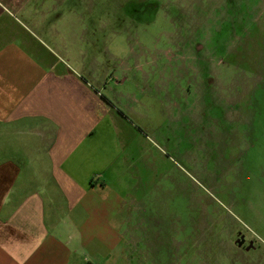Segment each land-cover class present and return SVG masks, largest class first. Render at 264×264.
<instances>
[{
    "label": "rangeland",
    "instance_id": "rangeland-1",
    "mask_svg": "<svg viewBox=\"0 0 264 264\" xmlns=\"http://www.w3.org/2000/svg\"><path fill=\"white\" fill-rule=\"evenodd\" d=\"M58 1L51 42L67 25L143 133L153 264H264V0Z\"/></svg>",
    "mask_w": 264,
    "mask_h": 264
},
{
    "label": "crops",
    "instance_id": "crops-1",
    "mask_svg": "<svg viewBox=\"0 0 264 264\" xmlns=\"http://www.w3.org/2000/svg\"><path fill=\"white\" fill-rule=\"evenodd\" d=\"M59 5L0 0V264H153L148 186L131 183L143 133L109 73L72 56L67 25L51 42Z\"/></svg>",
    "mask_w": 264,
    "mask_h": 264
},
{
    "label": "flooded vegetation",
    "instance_id": "flooded-vegetation-1",
    "mask_svg": "<svg viewBox=\"0 0 264 264\" xmlns=\"http://www.w3.org/2000/svg\"><path fill=\"white\" fill-rule=\"evenodd\" d=\"M240 243H242V245H245V239L242 242H240Z\"/></svg>",
    "mask_w": 264,
    "mask_h": 264
}]
</instances>
